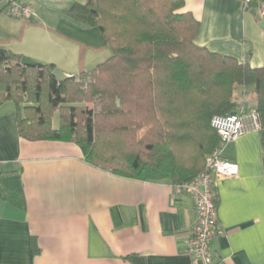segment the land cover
I'll return each mask as SVG.
<instances>
[{"label": "crops", "instance_id": "crops-1", "mask_svg": "<svg viewBox=\"0 0 264 264\" xmlns=\"http://www.w3.org/2000/svg\"><path fill=\"white\" fill-rule=\"evenodd\" d=\"M21 1L32 16L13 17L0 0V48L73 76L90 71L92 54L108 48L97 27L64 14L85 0ZM183 2L180 11L199 22L197 46L264 67V16L255 14V5ZM238 94L234 111L256 109L252 85L239 86ZM16 119L14 104H0V264H192L185 252L196 216L190 194L166 180L97 168L71 142L27 140L19 136ZM220 155L238 165V174L212 179L222 227L211 242L213 264H264L260 130L223 144Z\"/></svg>", "mask_w": 264, "mask_h": 264}, {"label": "trees", "instance_id": "trees-1", "mask_svg": "<svg viewBox=\"0 0 264 264\" xmlns=\"http://www.w3.org/2000/svg\"><path fill=\"white\" fill-rule=\"evenodd\" d=\"M183 6L74 3L64 14L97 27L111 55L63 82L51 75L52 63L22 65V54L1 53L0 104H14L19 136L74 143L86 162L118 176L179 184L194 179L221 145L212 115L233 112L238 87L252 85L264 163V67L197 46L199 22Z\"/></svg>", "mask_w": 264, "mask_h": 264}, {"label": "built area", "instance_id": "built-area-1", "mask_svg": "<svg viewBox=\"0 0 264 264\" xmlns=\"http://www.w3.org/2000/svg\"><path fill=\"white\" fill-rule=\"evenodd\" d=\"M241 2L245 9L255 5L253 9L255 14L258 17L264 16V0H241ZM6 11L9 15L19 18L33 15L30 7L21 0H6ZM210 125L219 137L220 147L211 152L204 169L194 179L171 185L175 191L186 192L194 199L196 216L190 230L189 244L185 250L192 264H213L211 242L222 233L212 196L213 176L234 177L238 174V165L221 157V146L243 134L260 130L261 127L256 110L250 112L239 110L226 115L214 114L210 119Z\"/></svg>", "mask_w": 264, "mask_h": 264}, {"label": "rangeland", "instance_id": "rangeland-1", "mask_svg": "<svg viewBox=\"0 0 264 264\" xmlns=\"http://www.w3.org/2000/svg\"><path fill=\"white\" fill-rule=\"evenodd\" d=\"M111 55V50L108 46V48H106L104 51L98 52L96 54H92V60H90L87 64V68H92L94 65H96L97 63H101L103 62L106 58H108V56ZM118 100V99H117ZM116 100V101H117ZM8 103L10 105H13L12 102L8 101ZM119 103H117L118 105ZM87 105V109L91 108V104H86ZM52 126L53 128L57 129L58 128V113L54 112L53 117H52Z\"/></svg>", "mask_w": 264, "mask_h": 264}, {"label": "water", "instance_id": "water-1", "mask_svg": "<svg viewBox=\"0 0 264 264\" xmlns=\"http://www.w3.org/2000/svg\"><path fill=\"white\" fill-rule=\"evenodd\" d=\"M260 26L264 28V21L260 23ZM6 50L3 48H0V54L5 52ZM22 65H38L39 62L29 59L27 57H23L20 61ZM51 75L59 82H63L65 80L71 79L74 76L64 73L62 70H60L58 67H54V69L51 71ZM116 103H119V100L116 101Z\"/></svg>", "mask_w": 264, "mask_h": 264}]
</instances>
